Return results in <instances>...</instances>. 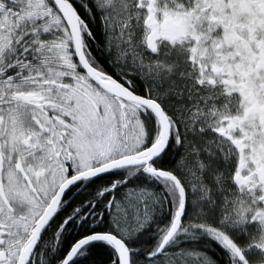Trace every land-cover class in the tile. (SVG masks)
<instances>
[{
    "label": "snow or ice",
    "instance_id": "snow-or-ice-1",
    "mask_svg": "<svg viewBox=\"0 0 264 264\" xmlns=\"http://www.w3.org/2000/svg\"><path fill=\"white\" fill-rule=\"evenodd\" d=\"M0 264H264V0H0Z\"/></svg>",
    "mask_w": 264,
    "mask_h": 264
}]
</instances>
